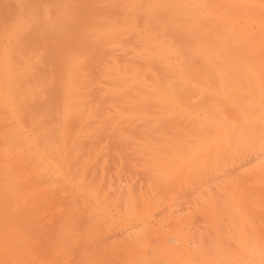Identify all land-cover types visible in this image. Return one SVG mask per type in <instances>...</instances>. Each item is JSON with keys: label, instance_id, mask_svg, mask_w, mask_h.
Here are the masks:
<instances>
[{"label": "bare ground", "instance_id": "6f19581e", "mask_svg": "<svg viewBox=\"0 0 264 264\" xmlns=\"http://www.w3.org/2000/svg\"><path fill=\"white\" fill-rule=\"evenodd\" d=\"M58 1L75 24L32 30L24 57L82 65L0 76L17 90L0 95V264H264V0L111 2L104 95L82 75L103 22Z\"/></svg>", "mask_w": 264, "mask_h": 264}, {"label": "rangeland", "instance_id": "374dc122", "mask_svg": "<svg viewBox=\"0 0 264 264\" xmlns=\"http://www.w3.org/2000/svg\"><path fill=\"white\" fill-rule=\"evenodd\" d=\"M114 1L115 0H92V7L87 11L90 14L91 18L95 17L94 15L98 14L97 17H99V19L103 22L100 26L101 36L98 38L93 36L88 37L93 41L97 40V42H101V51L98 54L99 57L95 58L91 53H89V55L87 56V64L84 65L86 69L83 67L84 71L82 74L84 77H86V79L92 81V86L90 87V89L91 91H93L92 94L95 95L106 94L105 89L108 87L107 84L108 80L110 79L107 76V73L114 71V63H118V66H121V64L119 63H121L120 60L122 59V57L120 55L122 54L120 53H122V51H119L120 53H118V50L115 51V46L113 44L114 28L111 27V23H114L113 20H115L116 24L119 23V18L117 15L118 8L119 15L121 14L120 12H122V9L120 11L119 6L117 9L114 7L112 8L111 5ZM62 4L64 3L58 0H50L49 3L43 2V0H0V40H9V43L3 45L0 49L2 54L0 56V76L9 79L18 77L21 75V73H23L22 71L25 65H28L29 62H36L40 65L47 66L46 68H49L51 70V79H58L59 81H62L65 79L64 72L66 73V71H64V62L75 65L76 67L82 65L81 62H76L77 58L69 62L65 57L61 56L57 58L53 53H48L49 55L46 56V61L48 62V64H45V62L41 58L27 59L26 57H24V55H27L30 40L34 35L32 30H35L37 32L46 30L48 24L60 19L66 21L70 26H73L75 24V21L71 22L69 17L61 14L60 10L62 9ZM29 7L32 8L31 11L38 10L39 7H42L46 12L48 11V15L46 18H40L35 15L33 17V19L35 20L33 22L29 21L27 20L28 16H30L31 13L30 11H27ZM52 8L58 10L55 15H52L51 13ZM112 9H116L114 10V13L117 12L115 14L117 15L116 17L115 15H113ZM119 25L121 24L119 23ZM119 25L117 26L119 27ZM9 27L14 28L15 31L11 33ZM91 31H94V27L92 26L88 29V32L91 33ZM54 38L56 40L59 39L57 35H54ZM41 40L42 37L37 41L39 45L47 44L46 39L42 41ZM76 78H78V75L75 72H72L69 79L74 80ZM7 84L8 83H5L4 86H6ZM18 89H20V86H18ZM16 91L17 90L7 91L4 89V87L0 86L1 96H11ZM12 158L14 157L12 156ZM123 176L126 178L125 175ZM123 176L122 179H125Z\"/></svg>", "mask_w": 264, "mask_h": 264}]
</instances>
